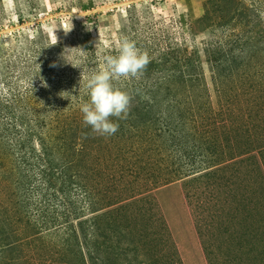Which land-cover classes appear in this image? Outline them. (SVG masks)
Instances as JSON below:
<instances>
[{
	"label": "rangeland",
	"instance_id": "rangeland-1",
	"mask_svg": "<svg viewBox=\"0 0 264 264\" xmlns=\"http://www.w3.org/2000/svg\"><path fill=\"white\" fill-rule=\"evenodd\" d=\"M87 2L16 0L15 12H9L5 0H0V106L12 105L16 109L17 104L27 103L25 96L33 89L38 92L50 87L54 95L47 102L54 101V106L61 107L76 104L80 108L81 103L89 101V96L84 98L87 79L104 66V57L111 52V55L117 54L125 37L135 42L150 58L141 75L147 78L149 86H137L139 82L144 84L141 76L121 77L114 83L128 93L131 89L141 92L137 99L142 102L144 99L141 98L149 96L153 114L157 112L156 119L154 123L146 121L136 131L129 132V126L122 130L125 124L112 117L119 125V133L124 132L120 136L118 132L117 135L101 136L91 131L93 136L97 135L95 143L84 148L81 155L98 153L107 156L113 165L106 167L107 172L92 171L89 188L97 201L89 206L84 204L83 208L88 213L91 208L116 202L121 206L100 210L99 214L106 217L100 219L96 214L99 218L97 226L106 225L108 218L109 230L117 227L124 231L129 248L137 250L130 253L134 264H142L148 259L154 264L163 259L165 264H208L203 243L210 247L215 264H230L228 260L233 255L226 249L231 246V241L229 234L222 236L223 227L235 226L237 238L244 230L246 218L255 225L257 220L262 222L264 216L261 209L251 205L257 203L261 184H264V39L247 50L250 63L259 70L255 73L259 77L255 87L245 84L241 87L235 76L227 77L230 72L220 74L222 71L217 65L208 60L211 50L206 52V44L225 43L228 35L233 36V33L236 36L242 34L243 40L245 32L252 26L264 28V10L260 17H254L264 0H242L254 10L255 23L251 26L235 24V20H231L233 11H224V8L232 9L225 1L218 4L209 0H92L88 7ZM223 23L225 26L222 27ZM71 25V30L66 33ZM56 38L57 43L53 44ZM71 63L79 64L81 69ZM246 66L237 69L240 74H244V69L254 73V68ZM154 82H159L158 89ZM74 90L84 96L76 98ZM147 90L153 91L155 96L147 95ZM164 114H170L168 126L178 135L175 137L177 145L189 141L188 145L174 150L171 141L167 143L166 136L173 134L167 135L162 130ZM75 115L80 112L76 111ZM78 123L84 124L81 120ZM144 126L146 129L142 128ZM151 127L154 133L152 143H149L143 133ZM82 128L87 130L85 126ZM129 141L134 146L148 143L157 148L152 155L150 152L144 155L148 162L139 168L128 167L130 163L126 166L122 160L125 168L121 177V157L116 153L123 148V153L130 156L132 152H125L126 148L131 149ZM194 144L205 152L211 150V160L218 158V162H227L211 169L216 172L213 178L193 180L187 177L166 185H160L164 182L155 185V178L167 176L162 172L176 166L181 167L170 174L171 180L176 179L179 172L191 174L205 166V162L201 163L202 155L187 157L194 150ZM246 148L250 149L249 153L239 156L238 152ZM8 189L13 190V186ZM77 197L82 198L80 194ZM121 198L129 200L118 202ZM243 198L245 205H240L238 202ZM263 205L264 202L259 207ZM5 206L8 211L16 209L10 203ZM29 212L28 223L21 212L13 215L16 223L12 232L19 238V247L12 252H0V264L76 262L73 253L63 245L66 225L48 229L49 225L46 226L42 219L46 208L35 201ZM21 217L22 220L18 219ZM32 223L39 228L35 235L30 233ZM94 235L102 241L96 231ZM220 238L221 241H217ZM240 238L242 243L254 239L256 252L264 251V229L259 228L255 234ZM247 248L241 247L242 250ZM252 262L264 264V260Z\"/></svg>",
	"mask_w": 264,
	"mask_h": 264
},
{
	"label": "trees",
	"instance_id": "trees-1",
	"mask_svg": "<svg viewBox=\"0 0 264 264\" xmlns=\"http://www.w3.org/2000/svg\"><path fill=\"white\" fill-rule=\"evenodd\" d=\"M209 1L212 3L216 1L218 4L219 1L227 2L229 8L232 9L224 8V11L228 13L233 11L231 20H235L234 23L237 25L242 24L251 26L255 23L252 17V12L254 13V10L246 6L242 0ZM91 4L92 0H88L86 5L88 7L91 6ZM260 8L261 9H258L254 17H260L261 12L264 10V4H262ZM220 11L223 12L222 9H220ZM223 26H225V23L222 24V27ZM245 33L247 34H244L243 40L242 34L236 36L237 34L233 33V36L231 34L228 35V39L225 43L220 41L213 46L206 44V52H210L211 50L208 60L217 65L219 70L222 71L220 74L224 75V72H230L227 77L235 76L241 87L243 84L255 87L257 78L259 79V77H256L255 73L259 70L250 63V55L247 53V50L250 47L253 48L256 46L254 43L263 41L264 28H254L252 26V29ZM237 50L238 52H236ZM111 54L113 53L111 52ZM210 57L213 58L211 59ZM164 59L166 58L163 56L162 60L164 61ZM243 65H247L246 68H254V73L250 74L251 72H249V70L244 69V74H240L238 70L243 67ZM146 79L147 78L142 77L141 80H143L144 84L139 82L137 86H143V88L149 86ZM158 83L159 82H154L153 85L157 87ZM59 87H61V85H59ZM233 87L235 88L237 86L234 85ZM131 91H134V94ZM53 93L54 90L50 87L38 90V92H35V89H33L28 96H25L27 103H23V105L17 104L16 109H14L12 105H7L5 107L0 106V252H12L19 247V238H16V235L14 237V233L12 232V227L16 223L13 215L17 212H21L22 217L24 216L26 218V223H28L29 208L30 205H32V201H35L36 204H40L46 208V212L42 219L46 226L49 225L48 229L60 227L63 223L66 225L65 229L67 234L63 239V245L65 249L67 248L68 251L73 253L76 259V262L73 261L71 264H134L132 262L133 258L130 256L133 250L129 248L130 243L125 239L126 234H124V231L118 230L117 227L114 230H109L108 228H110L111 223L108 218L105 219L106 225L101 227L100 225L97 226L99 218L103 219V217H106L103 213L99 214V211L105 207L117 205V202L100 208H91L88 213H86V209L84 210L83 208L84 204L89 206V204H95L97 201L92 196V188H89L90 180L93 177L92 171L107 172L108 168L106 167L111 164L113 165V163L107 156L104 157L98 153L93 155L90 152H86L87 156L81 155L84 148L95 143L97 135L93 136L94 132H91L92 130L90 127H87V131L82 128L84 124L80 126L78 121L81 120L83 122V114L81 115L82 112L76 104L72 106L64 105L61 107L54 106V101L47 102V99L53 98L50 97L54 95ZM73 93L76 98L78 95L84 96L83 94H78L76 90H74ZM149 93L155 96L153 91L147 90L146 94L149 95ZM128 94L131 97V106L127 117L121 119L122 124H125L122 130L125 129L124 127L129 126V132L131 130L136 131L140 126H143L146 121L154 123L157 112L153 114L151 109L152 104L148 102L151 98H148L149 96H144L141 98L144 99V102H142L137 99L141 92L132 89ZM135 94H137V96H135ZM86 96L88 95L85 94V99ZM78 98L80 99V97ZM76 111H79L80 115H75ZM161 117L162 116H160V118ZM161 119L165 121L162 125V130L164 129L163 132H167V135L173 134L171 137L166 136V141L167 143L171 141V145L175 148L174 150L180 147L182 148L186 144L188 145V140V142H180L179 146L177 145L175 137L178 135L175 134L173 129H169L168 126L170 114H164ZM142 128L146 129L145 126ZM117 132L119 133V131ZM123 133L124 132L120 131L119 136L123 135ZM153 133L152 127L150 130L148 129L143 133L146 138H148L147 142L152 143ZM190 139H193V137ZM129 145L132 150L126 148L125 152H132L130 156L127 157L123 153V148H120L119 152L116 153V155L119 154L121 157L120 167L123 169L121 177L124 176L125 168L122 160L125 165H129L130 163L128 167L135 166L139 168L141 165H145V163L148 162L147 160L145 161L144 155L148 152L152 155L157 148V146L153 147L148 143L143 146L137 143L134 146V144L130 142ZM192 147L194 150L189 152L187 157L190 156L191 158H195L198 155H202L204 160H201V163L205 162V166L195 170L191 174L179 172L177 173L178 177L171 180L172 176H170V174L177 172L181 167L176 166L165 173L162 172L163 175L167 176L155 178V185L161 182L164 183L160 185H166L180 179L185 180L187 177L193 180L200 177L213 178L216 172L211 169L227 162H218V158L211 160L213 159L211 158V150L205 152L198 144H194ZM249 150L248 148L241 149L238 155L243 156L249 153ZM79 159H81V163ZM179 159L180 157L178 161ZM248 159L249 157L247 160ZM185 161L186 160H184V162ZM87 167L88 170L85 171ZM11 186H13V190L8 189ZM106 189L108 190L107 185ZM79 194L82 197L81 199L77 197ZM127 200H129V198L126 200L121 198L118 202ZM88 201L89 203H87ZM263 202L264 184H261V194L257 198V203L255 204V202H253L251 205H254V209H261L264 215V207H259V204ZM5 203H10L16 209L8 211ZM238 203L240 205H245L244 198ZM120 207L121 206H118L117 208L119 209ZM96 214H98L99 218ZM106 215L108 216L109 214L106 213ZM22 217L18 219L22 220ZM231 220L235 221V218L232 217ZM244 222V230L237 238L238 232L235 230V226H224L222 229V236L224 237V235L229 234L230 238H227L231 241V246H227L228 248L226 249V252L233 255V258H229L230 260H228L230 264H252V261L264 260V251L256 252L254 239L246 243L240 241L242 240L240 237L255 234L259 228L264 229V216L262 222L261 220H257L255 225L253 222H250L249 218H246ZM29 227L31 230L30 233L35 235V233L39 232V228L35 224L32 223ZM95 231L96 234L102 236V241L97 240L94 235ZM231 238H235L236 240H232ZM38 239L40 240L43 238L38 237ZM217 241H221V238ZM233 241H237V243L234 244L232 243ZM245 246L248 248L242 250L241 247ZM203 250L206 252L208 264L217 263L211 259L212 255L210 253L212 251L210 247L204 243ZM135 251L137 250L135 249L133 252ZM149 260L150 259L146 262L143 260L142 264H154V261L149 262ZM158 260L160 261L161 259H157V261ZM169 263L173 264L172 262ZM158 264H165V260L163 259V261Z\"/></svg>",
	"mask_w": 264,
	"mask_h": 264
},
{
	"label": "clouds",
	"instance_id": "clouds-1",
	"mask_svg": "<svg viewBox=\"0 0 264 264\" xmlns=\"http://www.w3.org/2000/svg\"><path fill=\"white\" fill-rule=\"evenodd\" d=\"M5 4L9 12H15L16 0H5ZM71 28L72 25L65 32L67 33ZM88 28L90 29L91 26ZM56 43L57 38L53 44ZM149 62L150 58L146 52L141 51L135 42L126 37L123 38L117 54L106 55L104 66L87 79L85 87L89 101L80 105L84 126L90 127L94 133L101 136L115 134L119 125L111 118L125 119L127 117L131 97L126 91L117 87L114 81H119L121 77L139 78ZM72 65L80 68L79 64Z\"/></svg>",
	"mask_w": 264,
	"mask_h": 264
}]
</instances>
